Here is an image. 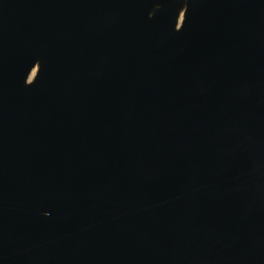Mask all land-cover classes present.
Listing matches in <instances>:
<instances>
[{
	"label": "water",
	"instance_id": "obj_1",
	"mask_svg": "<svg viewBox=\"0 0 264 264\" xmlns=\"http://www.w3.org/2000/svg\"><path fill=\"white\" fill-rule=\"evenodd\" d=\"M0 264H264V0H0Z\"/></svg>",
	"mask_w": 264,
	"mask_h": 264
}]
</instances>
